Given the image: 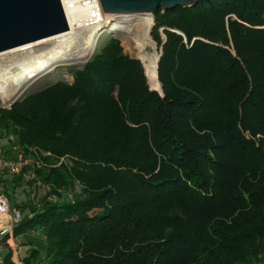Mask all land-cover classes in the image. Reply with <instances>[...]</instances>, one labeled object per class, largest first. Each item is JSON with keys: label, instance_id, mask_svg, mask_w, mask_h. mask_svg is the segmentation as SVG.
<instances>
[{"label": "trees", "instance_id": "obj_1", "mask_svg": "<svg viewBox=\"0 0 264 264\" xmlns=\"http://www.w3.org/2000/svg\"><path fill=\"white\" fill-rule=\"evenodd\" d=\"M152 16L157 68L158 54L141 63L110 37L70 83L0 101V136L37 153L49 191L81 186L23 215L15 233L39 229L44 243L21 264L264 261V0Z\"/></svg>", "mask_w": 264, "mask_h": 264}, {"label": "water", "instance_id": "obj_2", "mask_svg": "<svg viewBox=\"0 0 264 264\" xmlns=\"http://www.w3.org/2000/svg\"><path fill=\"white\" fill-rule=\"evenodd\" d=\"M203 1L206 0H0V52L64 32L71 27L105 24L119 15H133L143 19L147 14L152 17L159 8L164 11ZM112 35L118 39L120 33H104L101 36L103 43L91 56L80 66H68L65 70L73 74L82 69L88 60L106 46ZM159 55L160 53L156 60V68ZM58 83L70 82L63 79L44 81L24 95L7 101L6 104L21 100ZM150 89L162 94L161 85L160 90Z\"/></svg>", "mask_w": 264, "mask_h": 264}, {"label": "bare ground", "instance_id": "obj_3", "mask_svg": "<svg viewBox=\"0 0 264 264\" xmlns=\"http://www.w3.org/2000/svg\"><path fill=\"white\" fill-rule=\"evenodd\" d=\"M149 16L150 14H147L141 19V26L134 24V27H132V29H145V35H147L148 42L150 40L148 31L152 25V17L150 18V21L146 22V18ZM131 17L134 16L119 15L114 17L112 21H109L100 27H71L64 32L0 52V70L3 71L5 75L4 79L1 81L2 86L20 97L44 81L52 82L54 80H59L63 75L67 77V72L65 70L66 67L80 66L88 58V54H93L91 43L89 41V37L92 34H99L96 45L98 48L101 42V36L104 33L110 34L108 29L109 24L111 25V28H115L125 21L130 20L129 18ZM118 33H120L122 38L124 37L126 40L139 45L136 35L134 34L135 30H131V32L120 31ZM66 42H69L70 45L66 46L59 55H57V64L52 68L43 69L42 71H34L30 74H27L26 72L19 74L14 73L16 66L21 65L23 62L37 61L38 59L36 60V58L40 57L43 53L53 49H59ZM81 43L84 44V48H82ZM35 64H37V62L28 63L29 66Z\"/></svg>", "mask_w": 264, "mask_h": 264}, {"label": "rangeland", "instance_id": "obj_4", "mask_svg": "<svg viewBox=\"0 0 264 264\" xmlns=\"http://www.w3.org/2000/svg\"><path fill=\"white\" fill-rule=\"evenodd\" d=\"M152 18H153V16H152ZM129 19L131 21H135L134 24H136L137 26H141L140 25L141 19H139L135 16L131 17ZM134 30H135L136 39L138 40L137 42H139V45H136L135 43L126 40L124 37L123 38L120 37V35H119L118 39H119L120 44L123 48V51L125 53L131 55V56L139 58L141 63H142V60H141L142 52H141V50L145 49L143 53H145L146 55H150V56L152 54H158L159 50L157 49V45L153 41V39L151 38L149 32H148V34H149L150 40L148 42L147 41L148 40L147 35H145V29L135 28ZM111 37H115V35H112ZM162 37H163V35H162ZM98 38H99V34H96V33L92 34L89 37V41L91 43V50L93 53L97 49L96 45H97ZM102 43L103 42L101 41L100 45ZM68 45H70L69 42H68ZM81 46H82V48H84L83 43H81ZM57 50H58V48L43 53L40 57L36 58V60L38 59L37 61L23 62L21 65L15 67L14 73L19 74V73H22L24 70L25 71H32L35 68L38 69V66H43V65H44V67L52 68L53 66H55L57 64V55H56ZM89 56H91V55L88 54L87 57H89ZM33 62H37V64L31 65V66L28 65V63H33ZM144 73H145V71H144ZM4 76H5L4 72L0 70V86L6 90V88L3 87L1 84V81L4 79ZM66 81L67 82L72 81V74L67 72ZM7 91H8V89H7ZM8 93L0 91V94H6L10 99L14 98L9 93L12 97L11 98L8 95ZM0 101H1L2 105H6L7 99H5L2 95H0ZM9 146L10 145L5 143V141H4V147L8 148ZM13 178L9 177L6 179V191H7L11 206L18 208L22 212L23 215L25 213L31 215V213H33V210L36 209L37 207H39V205H41V203H42V200L45 198L47 200H52V201L60 200L61 197L65 198V199H72L75 194H79L81 192V186L78 183H75L73 188L61 190V195H56L55 193H52L49 191L50 190L49 185L45 181H42V183H43L42 187L37 188V187L33 186L31 183H23L19 179L15 178L16 180H13ZM29 237H31V236L30 235L29 236L28 235H25V236L22 235V237H21L22 248L18 252V255L13 257L16 261L21 262L22 258L25 257L29 253V249L33 248V247H38L40 249L41 256L43 255V250L41 247V245L44 243L43 233L39 230L38 234H35L34 236H32L33 238H35V242L29 243V241H30ZM40 259H41L40 256H38L37 258H35L33 260V262L38 264V263H40Z\"/></svg>", "mask_w": 264, "mask_h": 264}, {"label": "built area", "instance_id": "obj_5", "mask_svg": "<svg viewBox=\"0 0 264 264\" xmlns=\"http://www.w3.org/2000/svg\"><path fill=\"white\" fill-rule=\"evenodd\" d=\"M110 19L109 21H112ZM106 24V23H105ZM104 24L81 26L100 27ZM9 107L10 104L2 105ZM13 135L0 136V263L4 259L7 251L11 253V260L14 264H21L13 257L18 255L22 248L21 234H16L15 229L21 223L23 214L16 208L12 207L6 191V179L15 177L23 183H31L33 186L40 188L43 186L41 178L36 172V168L41 165V160L37 153H26L24 148L14 143ZM5 143L10 146L4 147ZM45 154H49L46 152ZM31 216V215H30ZM39 229L32 228L29 231L31 236L38 234ZM264 264V261L261 263Z\"/></svg>", "mask_w": 264, "mask_h": 264}]
</instances>
